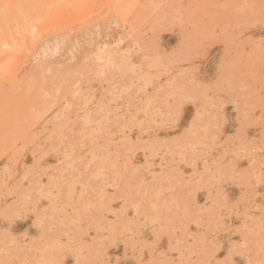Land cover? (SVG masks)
<instances>
[{"label": "rangeland", "instance_id": "1", "mask_svg": "<svg viewBox=\"0 0 264 264\" xmlns=\"http://www.w3.org/2000/svg\"><path fill=\"white\" fill-rule=\"evenodd\" d=\"M71 1L92 2L51 3ZM119 2L134 7L100 30L84 18L54 20L50 44L0 50V64L11 57V76L0 72V259L171 264L205 235L220 259L229 249L237 264L261 259L262 0ZM69 88L105 105L102 122L72 141L61 138L67 121L46 96ZM169 100L182 104L174 119ZM24 195L33 211L5 219ZM69 238L66 253L51 251Z\"/></svg>", "mask_w": 264, "mask_h": 264}, {"label": "snow or ice", "instance_id": "2", "mask_svg": "<svg viewBox=\"0 0 264 264\" xmlns=\"http://www.w3.org/2000/svg\"><path fill=\"white\" fill-rule=\"evenodd\" d=\"M262 6H264V0H262ZM132 7L134 5L123 4L119 0H92L90 3H51L48 0H0V50L5 54H9L24 48H39L45 44H50L52 37L49 35L51 32L49 23L54 20L63 21L65 19L84 18L94 21L95 28L100 30L102 26H107L111 23V17L114 12H122ZM232 7L248 8L251 6L244 4L233 5ZM261 24L264 25V19L261 20ZM56 39L58 41L59 37ZM102 52L103 49H101ZM100 63L103 65L104 60L100 59ZM108 65L113 70L118 67L117 61L112 57H109ZM119 67L121 70L123 69L122 64ZM0 72H3L5 77L11 76V57L0 64ZM46 96L50 102L53 99L55 100V106L61 107L64 119L67 121L65 130L60 133L62 139L72 141L76 137H85L94 123L102 122L101 116L105 110L104 103L95 104L82 91H72L69 88L61 98L60 90H54L51 93H47ZM168 104L170 109H172L174 119L182 108V104L173 106L171 100L168 101ZM73 114L75 115V120L72 118ZM247 118V113H245L243 119L246 120ZM195 126L196 118L193 120V125L185 130L186 134L194 135ZM11 136V129L5 125L3 128L5 143L8 142ZM261 153L264 155V148H261ZM84 167L86 170L90 169L91 162L85 161ZM261 173V183L264 184V165L261 167ZM31 199L32 197L28 195L21 196L19 200L14 201L13 204L4 209V218L23 217L27 213L32 212ZM38 210L39 206L36 211ZM4 236L6 239L16 240L7 229L4 230ZM71 247V238L67 242L62 239H56L51 244V251H60L61 254H64ZM262 252H264V248H262ZM218 254H220V248L214 237L205 235L198 250L191 251L187 259L183 258L182 255L181 259L174 260L171 264H237L232 259L237 254L235 250L229 249L228 255H225L223 259H220ZM0 264H64V262L62 259L56 258L39 261L0 259ZM75 264H111V261L93 258L92 256L77 255ZM117 264H121V262L118 261ZM137 264H145V261L141 259ZM148 264H155V262L150 261ZM242 264H264V257L254 261L249 256L247 261L242 262Z\"/></svg>", "mask_w": 264, "mask_h": 264}, {"label": "bare ground", "instance_id": "3", "mask_svg": "<svg viewBox=\"0 0 264 264\" xmlns=\"http://www.w3.org/2000/svg\"><path fill=\"white\" fill-rule=\"evenodd\" d=\"M53 1H55V0H48V2H53ZM68 1H69V0H68ZM71 2H72V1H71ZM125 53H126V52H125ZM99 57H100V56H99ZM98 59H99V58H98ZM100 71H101V70H100ZM100 71L98 70V72H100ZM98 72H97V73H98ZM111 76H112V75H111ZM173 82H174V81H173ZM147 83H148V82H147ZM170 83H171V81H170ZM170 83H168V85H169ZM173 84H175V83H173ZM166 85H167V84H166ZM171 87L174 88L173 86H171ZM175 87H176V86H175ZM178 87H179V86H178ZM179 88H180V87H179ZM179 88H177V89H179ZM174 89H175V88H174ZM170 90H171V89H170ZM175 90H176V89H175ZM134 91H135V90H134ZM172 92H173V91H172ZM172 92H171V93H172ZM175 92H177V90H176ZM178 92H179V91H178ZM169 93H170V92H169ZM176 94H177V93H176ZM178 94H179V93H178ZM167 95H168V94H167ZM173 95H174V93H173ZM170 96H171V95H170ZM168 97H169V96H168ZM172 97H173V96H172ZM182 97H183V96L180 95V98H182ZM186 97H187V96H186ZM186 97H185V98H186ZM188 97H189V96H188ZM189 99H190V97H189ZM192 99H193V98H192ZM174 104H175V103H174ZM38 117H39V115H38ZM59 117H60V116H59ZM59 117H57V118L55 117V119H58ZM61 125H62V124H61ZM97 128H98V127H97ZM100 130H101V129H100Z\"/></svg>", "mask_w": 264, "mask_h": 264}]
</instances>
